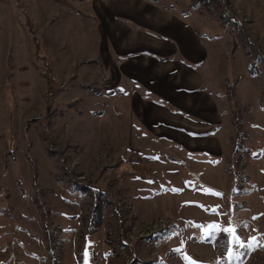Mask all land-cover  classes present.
<instances>
[{
	"label": "rangeland",
	"instance_id": "1",
	"mask_svg": "<svg viewBox=\"0 0 264 264\" xmlns=\"http://www.w3.org/2000/svg\"><path fill=\"white\" fill-rule=\"evenodd\" d=\"M91 1L0 0V264H228L229 227L264 245V0H160L208 21L204 72L232 125L229 157L181 164L135 149L127 100L98 92ZM242 251L232 264H264Z\"/></svg>",
	"mask_w": 264,
	"mask_h": 264
},
{
	"label": "crops",
	"instance_id": "2",
	"mask_svg": "<svg viewBox=\"0 0 264 264\" xmlns=\"http://www.w3.org/2000/svg\"><path fill=\"white\" fill-rule=\"evenodd\" d=\"M182 6L176 10L160 0H92L87 21L97 24L90 54L97 67L89 73L98 92H111L113 104L127 100V111L143 129L135 149L167 150L180 164L189 152H226L229 157V109L212 92L214 79L204 72L210 52L198 25L209 24L199 21L198 10L185 13L186 2Z\"/></svg>",
	"mask_w": 264,
	"mask_h": 264
},
{
	"label": "snow or ice",
	"instance_id": "3",
	"mask_svg": "<svg viewBox=\"0 0 264 264\" xmlns=\"http://www.w3.org/2000/svg\"><path fill=\"white\" fill-rule=\"evenodd\" d=\"M217 195H219L217 193ZM253 219H256V217H253ZM215 230V225L212 226V229L209 231L208 235H211V231ZM225 232L232 233V238L229 240L230 247L228 248V264H232L233 260H240L241 257L245 254L242 250L248 249V250H254L256 246H262L264 245L259 244V240L256 237H249L247 241L241 237L237 229L235 227H229L224 230ZM85 258H87V251L85 252Z\"/></svg>",
	"mask_w": 264,
	"mask_h": 264
},
{
	"label": "trees",
	"instance_id": "4",
	"mask_svg": "<svg viewBox=\"0 0 264 264\" xmlns=\"http://www.w3.org/2000/svg\"><path fill=\"white\" fill-rule=\"evenodd\" d=\"M26 27L30 30V33L32 34V36H33V41H34V53H35V55H36V57L39 59L38 61H40V63H41V68H42V70H43V73H44V75H45V77H46V79H49V80H52L51 79V73H52V68H51V63L50 62H48V60H47V57L45 56V55H43V52L41 51H39V46H38V38H37V36H36V33H34V31H35V27H34V25H33V22L32 21H27V23H26ZM37 38V39H36ZM43 63V64H42ZM249 71L252 73V68L250 67L249 68ZM51 84H49V86H50ZM55 105L51 102L50 104H49V110H50V113L53 111V107H54ZM47 109H48V107H47ZM100 191H98V193H99ZM101 194H103L104 192L102 191V192H100Z\"/></svg>",
	"mask_w": 264,
	"mask_h": 264
},
{
	"label": "built area",
	"instance_id": "5",
	"mask_svg": "<svg viewBox=\"0 0 264 264\" xmlns=\"http://www.w3.org/2000/svg\"><path fill=\"white\" fill-rule=\"evenodd\" d=\"M133 163H134V164H137L138 162H137V161H134Z\"/></svg>",
	"mask_w": 264,
	"mask_h": 264
}]
</instances>
